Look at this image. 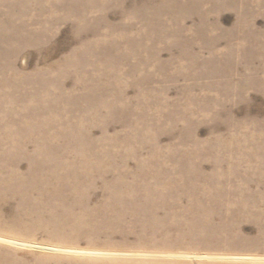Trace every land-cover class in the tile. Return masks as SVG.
Segmentation results:
<instances>
[{
  "label": "rangeland",
  "instance_id": "obj_1",
  "mask_svg": "<svg viewBox=\"0 0 264 264\" xmlns=\"http://www.w3.org/2000/svg\"><path fill=\"white\" fill-rule=\"evenodd\" d=\"M0 264H264V0H0Z\"/></svg>",
  "mask_w": 264,
  "mask_h": 264
}]
</instances>
